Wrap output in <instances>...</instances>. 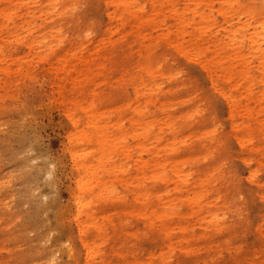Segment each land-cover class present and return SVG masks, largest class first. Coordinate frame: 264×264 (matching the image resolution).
<instances>
[{
    "label": "rangeland",
    "instance_id": "rangeland-1",
    "mask_svg": "<svg viewBox=\"0 0 264 264\" xmlns=\"http://www.w3.org/2000/svg\"><path fill=\"white\" fill-rule=\"evenodd\" d=\"M127 1L132 12L138 13L142 8L141 14L148 21V26L141 31L144 43L160 41L155 49L160 60L154 62L160 61L156 67L170 75L168 82L156 77V85L164 95H156L155 108L150 110L155 112L157 121L168 118L173 122L181 112L180 106L174 105L180 93L168 95L167 91L183 85L202 93L194 97L202 100V114H213L211 123L215 122L216 129L210 142L220 143V152L213 156L227 176L212 191L209 189L210 209L217 210L214 223H206V215L194 214L188 219V224L194 225V233L204 237L181 240L176 224L171 222L170 227L175 230L171 241L165 243L173 244L174 249L168 252L171 257L166 264H264V47L261 52H254L230 41L232 30L239 23L245 22L251 34L253 29L260 30L264 23V3L257 0ZM105 5L104 0H79L65 25L67 31L74 32L64 35L62 42L54 40L49 45L41 36L33 35L30 38L35 42L33 46L13 43L11 48L1 40L4 36L0 38V264H85L78 222L91 238L88 241L95 245L90 264H131L132 252L142 256V264L150 263L146 253L151 249L153 233L146 229L147 234L142 235L140 220L136 221L135 215L124 208L132 204L126 182L131 178L130 163L127 153L122 155V151L132 145L131 108L125 105L127 100L133 101L132 87L127 82L133 58L120 61L117 49L111 50L105 43H92L77 34L86 25L107 22ZM113 5L109 4L111 11ZM171 6L182 18L173 16ZM120 17L115 18V24ZM255 18L260 20L259 26L254 25ZM117 38L112 35L111 41ZM163 41L167 42L163 45ZM125 47L135 49L136 41ZM235 47L241 49L240 54L233 51ZM106 48L109 51L105 52ZM106 53L111 59L109 64H104L107 70L93 81L85 80L91 79L99 69H93L90 75L84 66L79 68L77 58H102ZM192 55L198 56V63L191 60ZM71 57L76 62L63 65V59ZM64 71L75 80L67 86L71 99L65 92L66 99L57 87V75ZM220 91L235 101L231 116ZM166 98L173 106L162 114L158 109ZM77 106H82L81 112L82 108L90 110L86 115L88 120L97 123L98 133L104 128L102 133H107L110 140L119 135L122 138V143L120 138L119 145L111 152L117 156L110 155L99 161L89 158L90 163L80 173L79 154L87 146L77 140L82 135L78 131L92 130L84 127L83 112L84 116L66 115L64 107L76 109ZM72 118L79 120V126L72 128ZM240 134L245 139L242 143L237 140ZM179 137L182 138L180 134ZM164 142L163 139L158 148ZM163 158L169 176L165 185L167 192L176 187V182L170 178L173 172L170 157ZM208 159L197 165L204 166ZM182 171L190 175L189 184L178 185L177 193L171 192L169 197L180 215L195 209L185 195L198 192L196 174L184 166ZM78 177L83 184H78ZM75 195L81 202L78 217ZM228 202L226 209L223 205ZM93 222L103 227L102 233L88 227ZM219 235L229 236L225 240L229 248L225 243L213 247L209 239L223 240L217 239ZM138 245L140 251H134ZM160 260L158 257L153 262Z\"/></svg>",
    "mask_w": 264,
    "mask_h": 264
},
{
    "label": "bare ground",
    "instance_id": "bare-ground-1",
    "mask_svg": "<svg viewBox=\"0 0 264 264\" xmlns=\"http://www.w3.org/2000/svg\"><path fill=\"white\" fill-rule=\"evenodd\" d=\"M78 1L79 0H0V38L4 36L1 40H3V43L8 42L11 48L13 43L14 46L19 44L23 45L24 43L33 46L35 42L30 39L33 35L41 36L49 45L54 40L62 42L65 40V37H63L64 35L69 32L73 34L74 32L72 30L67 31L66 29L68 27L65 25L75 11ZM257 1L264 3V0ZM104 2L107 5H105L104 8L107 22L104 25L96 22L86 25L85 29L77 34L78 37H85L87 41L92 43H105L110 46L111 50L117 49L120 61L121 58L127 60L133 58V65L130 68L128 74L129 79L127 81L132 87L133 101L130 102L127 100L125 105V107L129 106L131 108L129 124L131 128L130 137L132 145L131 147L127 146V150L124 149L122 151V155L125 152L127 153V158L130 163L129 171L131 173V178L130 181L126 182L130 186L132 204L124 208L130 211V214L135 215L136 221L140 220L143 228L142 235L147 234V232H145L146 229L151 230L153 233L150 240L151 249L146 253L150 260L149 264H166V262H168L167 258L171 257L170 254L168 256V252L174 249V245L165 243V241H171V234L174 233L175 229L180 233L181 240H191L193 238V240H197L200 237H204V234L194 233V225L192 223L188 224L190 222L188 220L189 217L194 214L199 215V217L206 215V219L208 220L205 222L209 223V225H212L216 218L215 215L217 210L210 209L209 203L211 201L208 200V196H212L210 190L212 191V189H214L215 184H218L219 181L223 183L225 178H227L219 167V160L215 159L213 156V154L220 152V143L216 145V143L213 142L212 144L210 142V137L215 136L216 124L215 122L211 123L212 113L208 112L206 115L202 114V100L194 97V95H202V93L196 90V94L191 91V89H186L183 85L167 91L168 95L180 93L177 98L178 100L174 104L179 105L181 108V112L178 113L176 120L173 122L168 118L165 120H156L154 116L155 112L150 109L152 107L155 108L157 101L156 95H164L162 90L156 85V77H162L167 82L170 80V75L167 71L161 72L159 70L160 68L156 67V65L161 62H154L155 60H160V58L155 55V49L160 41L151 40L147 44L144 43L141 31L148 26V21L141 14L142 8H139L138 13H135V11L132 12L130 10L131 4L127 0H104ZM155 2H158V0H155ZM110 3L114 4V9L112 11L109 7ZM154 9H156V7ZM170 12L175 18H182V15L177 14L176 11L172 9V6ZM122 14H126V16H122ZM117 16L121 17L118 19L119 23L115 24V18H117ZM244 23L245 22L239 23L237 27L232 30L230 41L237 44V46L244 45V47L241 48L247 47V50L261 52L260 49L264 47V23L260 25V20L257 18L254 19V25H260V30L253 29L252 34H254V36L248 32ZM247 24L250 25V23ZM112 35H116L118 38L115 41H111ZM10 38H12V40H10ZM133 40L136 41L137 44L135 49L125 47L126 44ZM166 42L167 41H163L162 44L164 45ZM113 44H115L116 47H114L115 45L113 46ZM107 51H109V49L106 48L105 52ZM177 51L181 50L177 48ZM233 51L237 54L241 53L239 47H235ZM187 53L188 52H185V54ZM107 55L108 53L102 56V58L78 57L77 62L73 60V57H71V59L64 58L63 65H70L71 61H75L79 68L82 66L87 68L88 71L86 72H90V75L93 69H99L96 75H91V79H88L89 77L85 78V80L93 81L107 70L104 64L107 65L111 62V59ZM95 58L99 59V61ZM197 58V55H192L191 60L198 63ZM101 59L103 61H101ZM262 59H264V57H262ZM120 61L118 60L121 70L122 65ZM127 67L129 66L126 65V68ZM207 73L209 75L208 71ZM144 76L146 79H144ZM56 79L58 81L57 87L61 90L63 96L65 97V92H67V97L71 99L67 86L70 84L73 85V81L75 80L65 71L62 74H58ZM220 95L224 99L226 107L229 110L228 116H231L235 109V101L227 98L223 91H220ZM67 97L65 98L68 99ZM168 99L169 98L164 99L161 102V107L158 109L162 114L173 106L169 103ZM190 99L193 101L189 103ZM77 107L79 108L64 107V111L66 115H80L82 112L86 115L87 111H90L86 108H82L81 112L80 108L82 106ZM84 117V127L86 126V128L92 131H84L80 125L81 129L78 132L82 135H79L77 140L82 141L87 147L79 154L80 162L77 165L79 173L90 163L87 162L89 158L99 161L110 155L117 156V154L111 152H114V146L119 145L121 138V135H119L110 140L107 133H102L104 128L98 133L96 130L98 128L97 123L88 120L89 117H87V115ZM70 122L72 128L77 127V125L79 126L78 119L72 118ZM205 123L207 125H204ZM210 126L212 129H210ZM179 134L182 138H177ZM163 139L165 141L163 143L164 146L158 148V144L162 142ZM182 139L190 140V142L186 143ZM237 140L239 143H242L245 139L242 138V134H240ZM120 142L122 143V138ZM95 149L96 151L94 152ZM108 151L109 153L106 154ZM166 155L169 156L172 161L171 168L173 172L170 178L176 182V187L167 192L165 185L169 176L167 172H165L166 168L163 158ZM197 157L200 158L195 160ZM206 157L207 159L209 158L207 164L198 166L197 163L199 161H205ZM183 166L188 168L192 174H196V181L198 184L196 189H198V192L185 195L186 200L195 205V209H193V211L186 210L183 215H180L177 208L172 207L173 201L169 197L172 195L171 192L177 193L178 185L187 186V184H189L187 177L190 175L184 174V171H182ZM219 172L221 174H219ZM77 182L79 185L84 183L81 182L79 177L77 178ZM75 197L77 202L75 215L78 217L81 202L77 198V195H75ZM204 200H207V203L204 204ZM229 205L230 202L223 205V207L227 209ZM124 208L120 209V211L122 212ZM212 209H215V207ZM88 216L90 215L88 214ZM202 220L203 219H199V221ZM172 221L176 224L175 229L170 227ZM78 223L77 231L81 237V244L85 249V258L83 261L85 260V264H88L89 260L95 256H93V254H95L96 249L94 243L88 241L91 238H88V235L84 231V225L81 224V222ZM88 227L91 229L95 228L98 234L102 233L103 227L98 223L93 222ZM219 232H221V230L216 233ZM134 235L138 236L137 233ZM227 237L229 236L222 237L219 235L217 239H224L221 241L209 240L213 242V247L218 248L221 243L226 242L225 240ZM224 246L229 248L228 243H225ZM209 247L211 246H208V248ZM135 250L138 252L140 251L139 245L134 251ZM165 250H167V252H165ZM132 255L134 256L131 257V264H142V256L139 257L133 252ZM158 257L161 259L160 262H153ZM49 260L48 258L47 263ZM52 262H54V260L51 261V263Z\"/></svg>",
    "mask_w": 264,
    "mask_h": 264
}]
</instances>
